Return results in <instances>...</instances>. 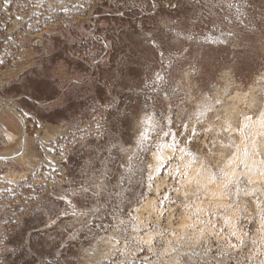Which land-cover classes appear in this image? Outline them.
<instances>
[{"label": "rangeland", "instance_id": "374dc122", "mask_svg": "<svg viewBox=\"0 0 264 264\" xmlns=\"http://www.w3.org/2000/svg\"><path fill=\"white\" fill-rule=\"evenodd\" d=\"M263 108L264 0H0V264H264Z\"/></svg>", "mask_w": 264, "mask_h": 264}, {"label": "bare ground", "instance_id": "6f19581e", "mask_svg": "<svg viewBox=\"0 0 264 264\" xmlns=\"http://www.w3.org/2000/svg\"><path fill=\"white\" fill-rule=\"evenodd\" d=\"M247 120V121H249V122H252L253 123V125H255V126H262V129H263V127H264V108L262 109V111L260 112V115L258 116V118H257V120H254V121H250V119L249 118H243V120ZM244 120V121H245ZM243 124V123H242ZM50 129V131H51V129L52 128H49ZM241 130H242V127H241ZM260 130H261V128H260ZM48 133V132H47ZM50 133V132H49ZM51 135V134H50ZM50 135H49V137H50ZM264 135V134H263ZM9 136V135H8ZM11 139H12V137H11ZM255 138H253L252 140H251V142H250V147H254L255 146V140H254ZM257 144V143H256ZM256 147H258V146H256ZM259 147L260 148H258L259 150L258 151H261L263 154H264V138H262L260 141H259ZM255 148V147H254ZM253 148V149H254ZM171 153V150H169V149H167V148H164V149H162V150H159V149H157L156 151H153V152H151V154H150V159H151V165H150V168H151V172L152 173H155V174H157V175H161V173L162 172H164L165 173V175H167V173H168V170H163L164 169V162L166 161V159L170 156L169 154ZM258 160V159H257ZM259 161V160H258ZM261 164V163H260ZM263 165H264V163H262ZM249 166L251 167L252 165L249 163ZM250 167H249V169H250ZM199 174H201V173H199ZM261 175V174H260ZM190 176V175H189ZM192 176H198V169L197 168H193L192 170H191V177ZM202 176V175H201ZM185 177V179H188V177L187 176H184ZM195 177V178H196ZM258 177V176H257ZM199 178V177H198ZM259 179H260V177H259ZM258 179V180H259ZM163 181V180H162ZM208 187H210L211 188V192L212 193H216V195L218 194H220L221 193V187H222V183H218V184H216V183H214V184H210V183H207L206 184ZM158 190H161L160 189V186H158L157 185V187H156V189L154 190V191H158ZM156 193H158V192H156ZM211 193V194H212ZM210 194V193H209ZM166 195V194H165ZM215 195V194H214ZM218 197V196H217ZM219 198V197H218ZM221 198V197H220ZM217 199V198H216ZM153 201L154 200H152L151 198H149V197H146V201H145V203L141 206V207H139V208H137L136 209V211L138 212V211H142V210H144V209H149V206H150V204L151 203H153ZM152 210H150L149 212H151ZM148 212V213H149ZM169 220V219H168ZM187 223H189V220L186 218V217H181V219H180V221H179V227H181V228H183V227H185L186 225H187ZM228 226H229V232H232L233 230H235V227H234V225H233V222L230 220L229 222H228ZM183 230V229H182ZM235 234H237L236 232H235ZM239 235V234H238ZM144 238H145V242L146 243H150L152 240H153V238H154V232H147L145 235H144ZM143 238V239H144ZM193 238V237H192ZM186 239H188V238H186ZM194 239H195V237H194ZM198 241V240H197ZM175 242V241H174ZM180 242V241H179ZM182 242V241H181ZM185 242V241H184ZM186 243V242H185ZM192 243V242H191ZM195 243V242H194ZM194 243H192V244H189V246H186V247H184L183 246V248H182V250H185V251H187L188 250V252L189 251H192V250H194V249H192V248H194V247H192L191 245H193ZM181 245V244H180ZM182 245H183V242H182ZM187 245V244H186ZM195 245V244H194ZM175 246V245H174ZM176 246H177V244H176ZM196 246V245H195ZM198 247V246H197ZM229 247V246H228ZM232 247L235 249V246H233L232 245ZM166 248H168V247H166ZM180 248V247H179ZM176 249V248H175ZM189 249H191V250H189ZM164 250V249H163ZM162 250V251H163ZM166 250H168V249H166ZM180 250V249H179ZM204 251V250H203ZM165 252V251H164ZM168 252H170V251H168ZM173 252H175V251H173ZM159 253V252H158ZM163 253V252H162ZM171 253V252H170ZM183 253V252H182ZM161 254V253H160ZM163 254H165V253H163ZM185 254H186V252H185ZM188 254V253H187ZM166 255V254H165ZM168 255V254H167ZM162 256V255H161ZM164 256V255H163ZM205 256H207V255H205ZM174 262V261H173Z\"/></svg>", "mask_w": 264, "mask_h": 264}, {"label": "crops", "instance_id": "0c3cea01", "mask_svg": "<svg viewBox=\"0 0 264 264\" xmlns=\"http://www.w3.org/2000/svg\"><path fill=\"white\" fill-rule=\"evenodd\" d=\"M18 97V96H17ZM19 97H21L22 98V95L21 94H19Z\"/></svg>", "mask_w": 264, "mask_h": 264}, {"label": "snow or ice", "instance_id": "6c2138e0", "mask_svg": "<svg viewBox=\"0 0 264 264\" xmlns=\"http://www.w3.org/2000/svg\"><path fill=\"white\" fill-rule=\"evenodd\" d=\"M18 19H19V17H18Z\"/></svg>", "mask_w": 264, "mask_h": 264}]
</instances>
